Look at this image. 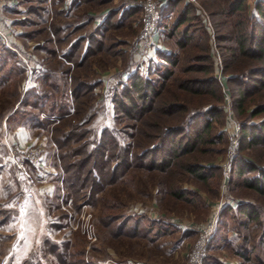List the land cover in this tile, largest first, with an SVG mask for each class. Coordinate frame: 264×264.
I'll return each instance as SVG.
<instances>
[{"label": "rangeland", "instance_id": "obj_1", "mask_svg": "<svg viewBox=\"0 0 264 264\" xmlns=\"http://www.w3.org/2000/svg\"><path fill=\"white\" fill-rule=\"evenodd\" d=\"M156 1L160 5V12L169 2ZM220 1L183 0L177 5L175 12L181 11L184 2L190 3L205 34L200 36L196 32L185 47H178L174 39L162 36L157 28L155 49L141 57L135 49V42L140 29L143 0H87L73 8L69 7L71 0H0V45L12 53L13 61L22 69L21 75L0 88V264H21L31 253L33 259L40 264H71L72 260L77 261L78 258L86 264H123L127 261L184 264L197 238L193 230L210 221L215 214L217 224L218 214L223 208L228 205L235 208L243 202L255 206L258 220H246L235 214L229 221V241L233 251L208 246L207 243L205 256H213L219 262L233 258L240 264H246L234 252L242 247L250 252L249 257L255 264H264V243L260 239L263 231L261 219L264 214V196L242 187L229 189L227 184L236 158L264 167V144L240 149L238 131L237 151L230 161L227 141L230 121L235 122L240 130L241 121L257 122L264 118L263 113L249 119L247 113L264 103V89L243 102L244 113L233 110L225 78L235 73L239 75L240 72L236 70L239 66L243 68V64H240L236 55L231 57L229 48L235 47L239 35L232 29L233 20L222 13L223 1ZM257 1L264 3L263 0H247L242 15L250 16ZM130 9L133 12L130 13ZM113 10H122L123 13L126 10V13L119 21L113 18L101 36L97 34L98 39L88 47L81 66L68 62L62 56V52L68 47L67 41L73 42L78 37L93 33L107 11ZM173 19L174 15L170 14L167 24L170 25ZM194 25L198 26L190 22L183 27L193 29ZM217 36H223L225 41H217ZM60 38L66 39L59 42ZM85 44L81 45L77 57L83 53ZM156 48L174 53L177 59L173 76L160 99L183 104V119L210 106H219L221 115L211 122L204 141L190 153L174 158L165 171L133 167L116 184L105 187L95 200H89L88 203L83 202L80 197L67 194L62 181L59 150L53 143L51 127L50 130H33L27 125L20 126L30 136L27 143H21L14 133L19 127L12 123L10 125L7 119L19 107L24 92L29 87H34L39 94L50 91L41 84L45 74L61 88L67 89L72 88L74 79L88 83L105 77L104 83L98 82L96 91L84 92L77 97L78 102L74 106L79 113V122L95 113L88 128L94 131L103 127L114 129L119 141L130 144L132 152L137 154L152 142L148 135L151 131L146 126V116L134 121L121 115L114 121L109 96L111 89L117 88L129 74L134 71L146 73L149 55L154 59ZM204 48L210 57L212 75L218 82L220 103L208 92L197 95L177 88L179 81L206 76L200 72L199 66L202 63L196 57L203 54ZM221 52L227 63L232 60L227 76L222 72ZM78 61L74 59V62ZM242 61L258 65L251 60ZM31 65L33 68L30 69ZM29 70L31 73L28 78ZM234 88L233 86V90ZM60 94L59 91V96ZM181 96L184 100L176 99ZM24 109L34 113L31 109ZM39 118L42 119V115L38 114ZM11 144L18 145L24 151L39 149L42 163L49 172L40 175L41 178L37 177L36 172L35 175L31 173V180L30 175L18 172L8 161ZM145 164L148 161L143 163ZM190 165L214 167L215 175L206 173L207 179L201 181L186 171ZM180 190L187 192L182 199L173 194ZM111 202L115 204V210L111 211L113 213L121 216L140 214L155 217L171 225L175 231L167 232L166 237L154 245L136 237L113 239L97 222L103 206ZM44 238L60 246L56 257L46 247L38 250Z\"/></svg>", "mask_w": 264, "mask_h": 264}, {"label": "trees", "instance_id": "obj_2", "mask_svg": "<svg viewBox=\"0 0 264 264\" xmlns=\"http://www.w3.org/2000/svg\"><path fill=\"white\" fill-rule=\"evenodd\" d=\"M86 1L71 0L69 7L73 8ZM221 1H223L221 3L222 13L233 20L232 29L236 30L239 35L235 47L229 48L231 57L236 55L240 64H243V68L239 66L236 70V72H240L239 75L235 73L231 74L233 76H227L232 60L227 63L224 53L221 52L223 57L222 72L227 76L225 79L229 86L233 110L236 109V112L244 113L243 102L264 89V3L255 2L253 12L250 16H246L242 15V12L246 9L247 0ZM181 2L183 0H169L159 14L157 28L162 36L174 39V43L178 47H185L196 32L200 36L205 33L200 19L190 3L184 2L181 11L175 12V8ZM131 12L133 9H130ZM124 13L122 10L107 11L93 33L78 37L73 42L67 41L68 47L62 52V56L68 62L81 66L82 61L86 58L88 47L90 44H95L98 39L97 34L101 36L102 31L108 28L113 21L112 19L116 18L119 21ZM170 14L174 15V19L168 25L167 20ZM190 22H194L198 26L194 25L193 29L187 26L183 27L184 24L187 25ZM112 24L114 25V22ZM58 28L61 29L59 26ZM63 39L60 38L59 42H62ZM216 40L224 42L225 38L217 36ZM83 43H86L83 53L77 57ZM199 55L196 57L202 63L199 66L200 72L205 73L206 76L200 79L192 78L179 81L177 88L197 95L208 92L216 97L217 103H220L221 95L218 82L212 75L213 68L206 48H204L203 54ZM12 58V53L0 45V88L15 80L22 73V69ZM74 59L79 61L74 62ZM243 59L251 60L258 65L245 64ZM176 66L177 59L174 53L156 48L155 58H150L145 69L146 73L134 71L117 88L111 89L109 103L112 106L114 121L121 115L134 121L146 116V126L151 131V134L148 135L151 136L152 142L137 154L132 152L130 144H122L119 141L114 129L103 127L99 131H94L88 128L87 125L94 118L95 113H92L83 122H79V113L74 106L78 102L77 97L84 92L92 93L99 85L98 80L87 83L74 79V81L72 80L73 85L71 84L72 88L67 89L61 88L49 79L48 74H45L41 79V84L50 91L47 94H39L34 87L26 89L19 107L7 119V122L16 127L27 125L26 127L33 130H50L51 127L53 143L59 150L58 159L61 162L64 188L67 194L80 197L83 202L88 203L89 200H95L105 187L116 184L117 180L123 178L133 167L165 171L172 164L174 158L190 153L200 142L204 141V135L210 129L211 122L221 115L222 110L219 106H210L183 119L181 118V114L185 111L183 104L160 99V95L172 78ZM59 91L61 92L60 96ZM182 96L176 99H181ZM24 108L31 109L34 113L30 110L25 111ZM247 113L249 119L262 115L264 103L253 107ZM38 114L43 118L38 119ZM175 119L178 121L174 122ZM238 136L240 149L264 144V118L257 122L241 121ZM147 161L148 164L143 165ZM186 171L201 181H205L208 176L206 173L211 176L215 175L216 168L190 165L187 166ZM227 184L229 189L242 187L254 191L259 196H264V167L256 166L242 158H236L232 163ZM173 194L182 199L187 192L180 190ZM114 210V203L104 205L102 213L97 218L98 224L113 239L136 237L153 243L161 237H166L167 232L175 231L171 225L162 220L150 218L148 215L121 216L111 212ZM235 214L245 217L246 220H258L257 209L250 203L243 202L236 205L235 208H232L231 205L226 206L218 214L216 228L208 241V246H219L233 251L229 241L231 232V230L229 231V221ZM119 220L121 222L118 223ZM261 224L263 231L260 239L264 243V214ZM42 241L38 250L46 247L56 257L55 254L59 252L60 246L46 238ZM234 252L244 262L255 264V261L249 257L250 252L243 250L242 247H238ZM31 255L21 264H40ZM64 264L67 263L64 262ZM71 264L86 263L78 258L77 261L72 260ZM203 264L221 263L215 257L207 255L203 258Z\"/></svg>", "mask_w": 264, "mask_h": 264}, {"label": "built area", "instance_id": "obj_3", "mask_svg": "<svg viewBox=\"0 0 264 264\" xmlns=\"http://www.w3.org/2000/svg\"><path fill=\"white\" fill-rule=\"evenodd\" d=\"M264 1V0H263ZM156 0H143L140 8V29L136 37L135 49L139 53V56L144 57L151 50L155 49L156 34H157V23L159 20V10ZM238 131L239 126L230 121V127L227 132L228 141V160H232L234 154L237 151L238 144ZM8 161L17 169L19 172L32 176L34 172L41 170L42 157L39 149H32L30 151H24L11 144L9 146ZM29 179L31 180L33 176ZM216 214L210 221L200 225L193 231L197 234V238L193 243L191 250L189 251L186 261L184 264H202L203 258L205 257V250L210 237L213 235L215 230ZM106 264H119L113 262H106ZM123 264H144L136 261H127Z\"/></svg>", "mask_w": 264, "mask_h": 264}, {"label": "crops", "instance_id": "obj_4", "mask_svg": "<svg viewBox=\"0 0 264 264\" xmlns=\"http://www.w3.org/2000/svg\"><path fill=\"white\" fill-rule=\"evenodd\" d=\"M150 58H152V56H150L149 55V59ZM30 67V69H31V67L33 68V66L31 65V66H29ZM30 73H31V71L29 70L28 71V74H27V77L29 78V76H30ZM103 78H105V77H103ZM103 78H101V79H98V81L100 82V81H103L102 83H104V79ZM95 91H96V89H95ZM14 133H15V136H16V138L18 139V141H20L21 143H27V140H29V138H30V136H28V134H27V132H26V130H24L22 127H19L18 129H16L15 131H14ZM41 170H42V172L39 170L38 172H37V177L38 178H41V176L40 175H42V174H47L48 172H49V170H47L46 169V167H44V163H42V165H41ZM44 176V175H43ZM45 187V186H44ZM38 189V188H37ZM40 190V189H39ZM151 214H153V213H151ZM153 219H155V217L153 218ZM177 229V228H176ZM161 238H163V237H161ZM161 238H159L157 241H159ZM157 241H155V242H153V243H150L151 245H154V244H157ZM220 262H221V264H240V262L239 261H237V260H234L233 258H231L230 260L229 259H226V260H220ZM246 264H252V263H250V262H247Z\"/></svg>", "mask_w": 264, "mask_h": 264}]
</instances>
